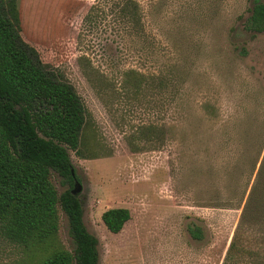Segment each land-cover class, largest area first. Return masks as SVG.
<instances>
[{"label": "rangeland", "instance_id": "obj_1", "mask_svg": "<svg viewBox=\"0 0 264 264\" xmlns=\"http://www.w3.org/2000/svg\"><path fill=\"white\" fill-rule=\"evenodd\" d=\"M93 2L18 0V8L23 38L86 105L80 146L69 153L85 224L99 239V264H222L247 196L243 203L233 197L234 179L227 193L221 154L209 149V131L222 117L209 102L224 111L241 71L264 73V36L242 31L253 0H141L144 36L120 48L102 45L110 37L105 20L101 38L79 43ZM242 45L252 51L245 63L236 57ZM52 181L59 194L70 187L56 172ZM115 207L132 214L119 233L102 220ZM59 214L60 241L73 251L61 206ZM191 226L201 227L202 240L192 238ZM243 237L264 254L260 227ZM37 256L0 235V264H28Z\"/></svg>", "mask_w": 264, "mask_h": 264}, {"label": "trees", "instance_id": "obj_2", "mask_svg": "<svg viewBox=\"0 0 264 264\" xmlns=\"http://www.w3.org/2000/svg\"><path fill=\"white\" fill-rule=\"evenodd\" d=\"M103 20L110 37L104 43L100 39L102 45L120 48L144 36L141 0H94L82 20L81 45L101 38ZM242 31L253 38L264 36V1L253 0ZM237 49L241 63L250 59L248 45ZM128 74L143 76L136 69ZM235 80H240L239 87L230 91L224 111L209 102L215 112L222 111L220 127L209 131V149L221 154L227 193L234 179L233 197L243 203L247 196L222 264H264V254L250 248L243 237L255 226L264 231V73L243 70ZM86 118V105L75 86L48 68L23 38L18 0H0V235L38 255L28 264L100 262L99 239L85 224L83 200L72 193L73 171L79 178L69 150L78 151ZM53 172L70 184L62 194L52 181ZM59 206L69 220L73 251L59 238ZM131 217L125 207L102 214L112 233L121 232ZM189 231L193 239H203L201 227L191 226Z\"/></svg>", "mask_w": 264, "mask_h": 264}, {"label": "water", "instance_id": "obj_3", "mask_svg": "<svg viewBox=\"0 0 264 264\" xmlns=\"http://www.w3.org/2000/svg\"><path fill=\"white\" fill-rule=\"evenodd\" d=\"M73 175H74V178H75V183H74V188L72 190V193L74 195H78L81 192L82 187H81L80 181L76 179V176H75V172L74 171H73Z\"/></svg>", "mask_w": 264, "mask_h": 264}]
</instances>
